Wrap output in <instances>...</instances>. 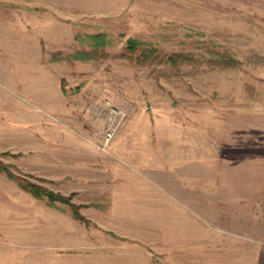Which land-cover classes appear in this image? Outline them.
Wrapping results in <instances>:
<instances>
[{"label":"rangeland","instance_id":"obj_1","mask_svg":"<svg viewBox=\"0 0 264 264\" xmlns=\"http://www.w3.org/2000/svg\"><path fill=\"white\" fill-rule=\"evenodd\" d=\"M263 177L264 0H0V264H164Z\"/></svg>","mask_w":264,"mask_h":264},{"label":"crops","instance_id":"obj_2","mask_svg":"<svg viewBox=\"0 0 264 264\" xmlns=\"http://www.w3.org/2000/svg\"><path fill=\"white\" fill-rule=\"evenodd\" d=\"M243 187L248 197L243 196L240 208L230 205L234 195L230 192L232 198L225 202V210L214 213L218 185L199 181L194 185V206L209 211L194 212L183 222L179 219L178 224L185 226L165 231L162 251L167 264H264V200L259 205V200L253 199L264 197V184ZM250 194L255 197L250 199Z\"/></svg>","mask_w":264,"mask_h":264},{"label":"trees","instance_id":"obj_3","mask_svg":"<svg viewBox=\"0 0 264 264\" xmlns=\"http://www.w3.org/2000/svg\"><path fill=\"white\" fill-rule=\"evenodd\" d=\"M132 43H135L134 41H129V45L128 47L131 49H134L133 47H135V45H132ZM21 184L27 189L30 190L36 197H42L45 196L49 201L51 202H55V201H60V202H64L66 204H71L69 197H64L61 195H58L56 193H53L50 190H45V189H41L39 187H37L34 184L31 183H24L21 182ZM75 216L77 218L83 219V217L81 215H79L76 210H75Z\"/></svg>","mask_w":264,"mask_h":264}]
</instances>
